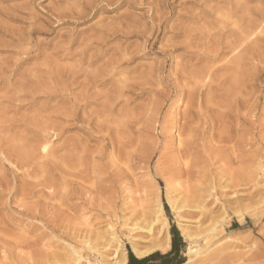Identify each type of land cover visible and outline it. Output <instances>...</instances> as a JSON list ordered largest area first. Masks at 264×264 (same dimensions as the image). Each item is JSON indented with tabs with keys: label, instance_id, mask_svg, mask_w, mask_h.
I'll return each instance as SVG.
<instances>
[{
	"label": "rangeland",
	"instance_id": "1",
	"mask_svg": "<svg viewBox=\"0 0 264 264\" xmlns=\"http://www.w3.org/2000/svg\"><path fill=\"white\" fill-rule=\"evenodd\" d=\"M263 1L0 0V264H62L71 245L95 261L82 239L91 247L92 235L112 229L127 252L128 239L158 244L159 227L129 230L157 203L167 206L169 234L174 225L184 242V262L214 227L204 261L191 264H264ZM249 21L262 33L255 43L245 37L248 48L239 33ZM189 110L191 135L180 130ZM231 177L243 180L235 192Z\"/></svg>",
	"mask_w": 264,
	"mask_h": 264
},
{
	"label": "bare ground",
	"instance_id": "2",
	"mask_svg": "<svg viewBox=\"0 0 264 264\" xmlns=\"http://www.w3.org/2000/svg\"><path fill=\"white\" fill-rule=\"evenodd\" d=\"M99 1V0H98ZM106 1V0H105ZM127 1V0H126ZM264 2V1H263ZM168 3V2H167ZM118 4V3H117ZM120 4H121V2H120ZM86 5V4H85ZM233 5V4H232ZM116 7H118V6H116ZM234 7V6H233ZM256 7V6H255ZM264 8V7H263ZM262 8V9H263ZM57 9V8H56ZM62 10H63V8H61ZM61 9H60V11H61ZM84 9V8H83ZM86 9V8H85ZM229 9V8H228ZM56 11V10H55ZM60 11H58L57 13L59 14V15H61V12ZM74 12V11H73ZM90 12V11H89ZM261 12V11H260ZM75 14V13H74ZM73 14V15H74ZM262 14V13H261ZM89 16V15H88ZM224 16V15H223ZM228 16V15H227ZM254 17V16H253ZM229 18V17H228ZM260 18V17H259ZM222 20H224V19H222ZM226 21V20H225ZM243 21V20H242ZM263 21V20H262ZM261 22V21H260ZM224 23V22H223ZM254 25L255 24H253V21L251 22V21H249V23L246 25V27L242 30L241 29V31H240V33H239V36H240V44H245L246 45V47H248V45H249V43H247L246 42V38L245 37H247V36H250V35H254V38L252 39V42H256L257 41V38H258V36L262 33V30H260L258 33H254L255 32V27H254ZM259 25H260V23H259ZM241 26V25H240ZM41 28V27H40ZM116 28V27H115ZM257 28H258V26H257ZM107 29V28H106ZM257 30V29H256ZM108 31V30H107ZM204 31V30H203ZM104 32V31H103ZM190 32H193V31H190ZM181 33V32H180ZM224 33V32H223ZM227 33V32H226ZM232 33V32H231ZM105 34V33H104ZM194 34V33H193ZM197 34V33H196ZM234 34V33H233ZM235 34H237L236 32H235ZM202 35V34H201ZM98 36V35H97ZM104 36V35H103ZM222 36H223V34H222ZM100 37V36H99ZM191 37V36H190ZM221 37V36H220ZM193 38H194V36H193ZM196 38H197V35H196ZM222 38V37H221ZM264 38V37H263ZM189 39V38H188ZM89 40H90V38H89ZM95 40V39H94ZM106 40V39H105ZM199 40V39H198ZM202 39H200V41H201ZM206 40V39H205ZM205 40H204V42H205ZM217 40H219V39H217ZM210 41V39L208 40V42ZM216 41V40H215ZM260 41V40H259ZM258 41V42H259ZM81 42V41H80ZM84 42V41H83ZM88 42V41H87ZM207 42V43H208ZM218 42V41H217ZM257 42V43H258ZM106 43V42H105ZM203 43V42H202ZM232 43V42H231ZM263 42H261V44H262ZM82 44V43H81ZM215 44V43H214ZM221 44H222V42H221ZM250 44H251V41H250ZM258 44H260V43H258ZM261 44L259 45L260 47H261ZM72 45H74V44H72ZM86 45H88V44H86ZM98 45V44H97ZM195 45V44H194ZM205 45H206V43H205ZM219 45V44H218ZM94 46V45H93ZM100 46V45H99ZM196 46V45H195ZM223 46V45H222ZM203 47H205V46H203ZM209 47V46H208ZM216 47H218V46H216ZM219 47H221L220 45H219ZM238 47V46H237ZM245 47V48H246ZM263 47V46H262ZM67 48V47H66ZM76 48V47H75ZM196 48V47H195ZM214 48V47H213ZM212 48V49H213ZM227 48V47H226ZM245 48H243V50L245 49ZM249 48V47H248ZM247 48V49H248ZM65 49V48H64ZM254 49V48H253ZM260 49V48H259ZM219 50H221V49H219ZM249 50V49H248ZM73 51V50H72ZM85 51V50H84ZM231 51V50H230ZM257 51H259V50H257ZM23 53V52H22ZM68 53V52H67ZM220 53V52H219ZM251 53V52H250ZM264 53V52H263ZM262 53V54H263ZM29 54V53H28ZM72 54V53H71ZM83 54H85V52L83 53ZM198 54V53H197ZM201 54V53H200ZM203 54H205V53H203ZM207 55V54H206ZM206 55H204V56H206ZM215 55V54H214ZM83 56V55H82ZM197 55H195V57H196ZM203 56V57H204ZM218 56V55H217ZM253 56H258V54L257 53H254L253 52ZM252 56V58H254ZM261 56V55H260ZM209 57V56H208ZM230 57V56H229ZM238 57V56H237ZM251 57V56H250ZM30 58V57H29ZM216 58V57H215ZM244 58V57H243ZM247 58V57H246ZM239 59V58H238ZM260 59V58H259ZM25 60V59H24ZM115 60V59H114ZM113 60V61H114ZM197 60H198V57H197ZM203 60V59H202ZM214 60V59H213ZM248 60H250V59H248ZM253 60V59H252ZM201 61V60H200ZM211 61V60H210ZM232 61V60H231ZM189 62V61H188ZM242 63V62H241ZM240 63V64H241ZM245 63V62H244ZM247 64H248V66H250L249 65V61L247 62ZM251 64V63H250ZM258 64V63H257ZM256 64V66H258ZM223 65V64H222ZM242 65V64H241ZM252 65V64H251ZM109 66V65H108ZM120 66V65H119ZM217 67V66H216ZM230 67V66H229ZM240 67V66H239ZM180 68V67H179ZM231 68V67H230ZM257 68H259V66L257 67ZM256 68V69H257ZM261 68V67H260ZM185 69V67L184 66H182V69H181V71L182 70H184ZM211 70H212V68H210ZM223 69H225V68H223ZM223 69H221V70H223ZM229 69V68H228ZM252 69H253V67H252ZM220 70V69H219ZM219 70H217L218 72H219ZM254 70V69H253ZM262 68L259 70V72H257V74L258 73H260V72H262ZM119 71V70H118ZM208 71V70H207ZM216 71V70H215ZM49 72V71H48ZM54 72V71H53ZM184 72V71H183ZM46 73V72H45ZM55 73V72H54ZM53 73V74H54ZM185 73V72H184ZM234 73V72H233ZM107 74V73H106ZM213 74V73H212ZM250 74V73H249ZM264 74V73H263ZM86 75H87V73H86ZM101 75V74H100ZM112 75V74H111ZM180 75V74H179ZM186 75V74H185ZM210 75H211V73L210 72H205L204 73V77H203V79L205 78V79H207V82H209V80H210ZM241 75V74H240ZM244 75V74H243ZM242 75V76H243ZM247 75V74H246ZM254 75V74H253ZM252 75V76H253ZM56 76V75H55ZM214 76H216V75H214ZM222 76H225V75H222ZM236 76V75H235ZM61 78H62V76H60ZM108 77V76H107ZM148 77V76H147ZM218 77V76H217ZM258 77V76H257ZM110 78V77H109ZM213 78V77H212ZM228 78V77H227ZM248 78V77H247ZM253 78V77H252ZM1 79V78H0ZM66 79V78H65ZM215 79V78H214ZM230 78H228V80H229ZM53 80V79H52ZM67 80V79H66ZM105 80V79H104ZM124 80V79H123ZM241 80V79H240ZM98 81H99V79H98ZM108 81H109V79H108ZM107 80H106V82H108ZM184 81V80H183ZM202 81V80H201ZM213 81V80H212ZM222 81H223V79H222ZM244 81H245V79H244ZM246 81H247V79H246ZM69 82V81H68ZM105 82V81H104ZM169 82V81H168ZM249 82V81H248ZM257 82V81H256ZM60 83V82H59ZM70 83V82H69ZM101 83V82H100ZM108 83H110V82H108ZM209 83H211V82H209ZM209 83H207V85L209 84ZM214 83H215V81H214ZM224 83H226V82H224ZM235 83V82H234ZM252 83H253V81H252ZM38 84V83H37ZM42 84H43V82H42ZM107 84V83H106ZM105 84V85H106ZM117 84V83H116ZM194 84V83H193ZM206 84V83H205ZM246 84V83H245ZM255 84V83H254ZM39 85V84H38ZM58 85V84H57ZM72 85V84H71ZM98 85H100V84H98ZM102 85H103V83H102ZM127 85V84H126ZM180 85H182V84H180ZM221 85V84H220ZM250 85V84H249ZM252 85V84H251ZM250 85V86H251ZM258 85V84H257ZM34 86V85H33ZM36 86V85H35ZM46 86V85H45ZM222 86V85H221ZM236 86H237V84H236ZM94 87V86H93ZM202 87V86H201ZM212 87V86H211ZM247 87V86H246ZM249 87V86H248ZM251 87H254V86H251ZM197 88V87H196ZM206 88H207V86H206ZM205 88V89H206ZM244 88H245V86H244ZM257 88V87H256ZM232 89V88H231ZM236 89H237V87H236ZM35 90V89H34ZM46 90V89H45ZM122 90V89H121ZM201 90V89H200ZM248 90H249V88H248ZM207 91V90H206ZM218 91V90H217ZM231 91V90H230ZM247 91V90H246ZM251 91H252V89H251ZM202 92H204V91H202ZM234 92V91H233ZM239 92V91H238ZM245 92V91H244ZM250 92V91H249ZM256 92H258V91H256ZM201 93V92H200ZM240 94H241V92H239ZM243 93V92H242ZM251 94H252V92H250ZM183 94H184V92H183ZM195 93L190 89L189 90V92H188V96H189V98H188V100H187V102L189 103H191V104H194L193 103V101H194V98H193V95H194ZM214 94V93H213ZM223 94V93H222ZM247 94H248V92H247ZM198 96H200V94H197ZM203 95H204V93H203ZM208 95V94H207ZM211 95V94H210ZM242 96V95H241ZM230 97V96H229ZM113 99H114V97H112ZM180 98V97H179ZM182 98V97H181ZM260 97H256V101L259 99ZM74 99V98H73ZM109 99V98H108ZM207 99V98H206ZM251 99V98H250ZM235 100V99H234ZM242 100V99H241ZM243 100H244V98H243ZM246 100V99H245ZM244 100V101H245ZM82 101V100H81ZM115 101V100H114ZM205 101V100H204ZM244 101H241V103L243 102V103H246V102H244ZM260 101V100H259ZM227 102V101H226ZM238 102H239V100H238ZM250 102V101H249ZM249 102H247V103H249ZM82 103V102H81ZM235 103V102H234ZM251 103V102H250ZM78 103H76V105H77ZM103 104V103H102ZM190 104V105H191ZM202 105V103H201V100L199 99V97H197V99H196V102H195V107L194 108H197V109H199V110H201V106ZM210 105V104H209ZM248 105L249 104H247L246 106L248 107ZM252 106H254L255 107V105L256 104H253V102H252V104H251ZM9 106V105H8ZM81 106V105H80ZM210 106H212V104L210 105ZM251 106V107H252ZM77 107V106H76ZM82 107V106H81ZM80 107V108H81ZM204 107V106H203ZM202 107V108H203ZM209 107V106H208ZM212 107H214V106H212ZM245 107V106H244ZM71 108H72V106H71ZM79 108V109H80ZM206 108V107H205ZM242 108V107H241ZM246 108V107H245ZM248 108H250V106L248 107ZM217 109V108H216ZM252 109H254V108H252ZM82 110V109H81ZM209 110V109H208ZM249 110V109H248ZM212 111H215L214 109L212 110ZM241 111H243V108L241 109ZM245 111V110H244ZM198 112V111H197ZM206 112V111H205ZM217 113H219L218 111H216ZM227 112V111H226ZM248 112H253V111H247V113ZM160 113V112H159ZM196 113V112H195ZM194 112H193V110L191 111V110H189L187 113H186V117H188V118H190V120H187L188 118H183V120H184V122L182 123V126H181V129L180 130H182L183 132H188V135H191V134H193V132H194V127H193V123H192V120H191V118L194 116V114H195ZM208 113V112H207ZM237 113V112H236ZM250 114V113H249ZM256 114V113H255ZM209 115H211V114H209ZM221 115H222V113H221ZM240 115H241V113H240ZM247 115V114H246ZM251 115H252V113H251ZM72 116V115H71ZM230 116V115H229ZM232 116V115H231ZM250 116V115H249ZM257 116V115H256ZM197 117V116H196ZM210 117V116H209ZM215 117V116H214ZM216 117H218V120L220 119V116L217 114L216 115ZM215 117V118H216ZM228 117V116H227ZM253 117V116H252ZM255 117V116H254ZM3 118V117H2ZM181 118V119H182ZM201 118V117H200ZM210 118H212V117H210ZM223 118V117H222ZM229 118V117H228ZM234 117H232V119H233ZM196 119V118H195ZM198 119V118H197ZM196 119V120H197ZM213 120H214V118H212ZM211 119V120H212ZM217 119V118H216ZM215 119V120H216ZM224 119V118H223ZM240 119H242L241 117H240ZM123 120V119H122ZM200 120V119H199ZM208 120V119H207ZM210 120V119H209ZM217 120V121H218ZM222 120V119H221ZM229 120H230V118H229ZM233 120H235V119H233ZM256 120H257V118H256ZM255 120V121H256ZM24 121V120H23ZM236 121V120H235ZM242 121V120H241ZM144 122V121H143ZM142 122V123H143ZM203 122V121H202ZM213 122V121H212ZM223 122V121H222ZM221 121H220V123H222ZM228 122V121H227ZM227 122H226V120H225V124H227ZM201 123V122H200ZM206 123V122H205ZM214 123V122H213ZM218 123H219V121H218ZM253 123H255V122H253ZM2 124V123H1ZM89 124V123H88ZM195 124V123H194ZM208 124V123H207ZM206 124V125H207ZM224 124V125H225ZM228 124H230V123H228ZM203 125V124H202ZM211 125V124H210ZM213 125V124H212ZM215 125V124H214ZM217 125V124H216ZM47 126V125H46ZM200 126H201V124H200ZM208 126H209V124H208ZM127 127V126H126ZM202 127H204V126H202ZM211 127H213V126H211ZM210 127V128H211ZM226 127H228V126H226ZM226 127H224V128H226ZM253 128V127H252ZM49 129V128H48ZM198 129V128H197ZM228 129V128H227ZM113 130H115V129H113ZM145 130V129H144ZM202 130H204V129H202ZM208 130V129H207ZM206 130V131H207ZM43 131V130H42ZM46 131V130H45ZM44 131V132H45ZM127 131V130H126ZM197 131V130H196ZM237 131H239L240 132V130L238 129ZM236 131V132H237ZM49 132V131H48ZM200 131H198V133H199ZM204 132V131H203ZM227 132V131H226ZM27 133V132H26ZM54 133V132H53ZM248 133V132H247ZM10 134V133H9ZM17 134V133H16ZM45 134V133H44ZM195 134V133H194ZM220 134V133H219ZM243 134H245V133H243ZM242 134V135H243ZM46 135V134H45ZM198 135V134H197ZM182 136V135H181ZM186 136V135H185ZM223 136H225V138H223L224 140H223V142H225V141H227L226 139V135H223ZM116 137V136H115ZM178 137V136H177ZM192 137H194V136H192ZM195 137H196V135H195ZM201 137V136H200ZM229 137V136H228ZM220 138H222V137H220ZM245 138V137H244ZM4 139V138H3ZM117 139V138H116ZM201 139V138H200ZM247 139V138H246ZM44 140H46V138L44 139ZM121 140V139H120ZM194 140H196V141H198L199 140V137H198V139L197 138H195ZM222 140V139H221ZM229 140H231V139H229ZM191 141H192V139H191ZM42 142V141H41ZM43 142H45V141H43ZM47 142V141H46ZM48 142H50V141H48ZM193 142H195V141H193ZM229 141H227V143H228ZM82 143V142H81ZM179 143L180 144H182L180 141H179ZM188 143H189V141L188 142H184V145L182 146V147H184L185 148V146H186V148H187V146H188ZM191 143V142H190ZM226 143V142H225ZM2 144V143H1ZM0 144V145H1ZM74 144V143H73ZM84 144V143H83ZM261 144V143H260ZM42 151L43 150H45L46 149V147H47V143H42ZM48 145H49V143H48ZM77 145H79V144H77ZM81 145V144H80ZM79 145V146H80ZM230 144H228V146H229ZM233 145V144H232ZM83 146H85V145H83ZM88 146V145H87ZM126 146V145H125ZM221 146H223V145H221ZM228 146H227V148H228ZM234 146V145H233ZM232 146V147H233ZM238 146V145H237ZM117 147V146H116ZM201 147V146H200ZM0 148H2V147H0ZM62 148V147H61ZM77 148V147H76ZM86 148V147H85ZM111 148V147H110ZM194 148H196V147H194ZM224 148H226V147H224ZM233 148H235V147H233ZM233 148H231L232 150H233ZM237 148V147H236ZM188 149V148H187ZM191 149V148H190ZM1 150V149H0ZM56 150V149H55ZM54 150V151H55ZM81 150H83L82 149V147H81ZM85 150V149H84ZM106 150V149H105ZM185 150V149H184ZM189 150V149H188ZM192 150H194V149H192ZM228 150V149H227ZM86 151V150H85ZM98 151V150H97ZM127 151H129V150H127ZM126 151V152H127ZM2 152V151H1ZM5 152V151H4ZM46 152V151H45ZM64 152V151H63ZM77 152V151H76ZM178 152V151H177ZM181 152V151H180ZM186 152V153H185ZM184 153H183V151L181 152V153H183V154H185L188 158L190 157V155H191V152L189 151L188 153H187V151H185ZM47 153V152H46ZM99 153V152H98ZM121 153V152H120ZM125 153V152H124ZM123 153V154H124ZM130 153V152H129ZM192 153H193V151H192ZM3 154V153H2ZM97 154V153H96ZM47 155V154H46ZM62 155V154H61ZM120 155V154H119ZM122 155V154H121ZM125 155H127V154H125ZM124 155V157H126ZM185 155H183V156H185ZM0 156H1V154H0ZM3 156V155H2ZM1 156V157H2ZM55 156V155H54ZM87 156V155H86ZM123 156V155H122ZM181 156V155H180ZM217 156V155H216ZM0 157V158H1ZM7 157V156H6ZM43 157V156H42ZM91 157V156H90ZM104 157V156H103ZM124 157H123V159H124ZM128 157V156H127ZM177 157V156H176ZM48 158V157H47ZM186 158V157H185ZM219 158V157H218ZM4 159H7V158H4ZM65 159H66V157H65ZM51 160V159H50ZM59 160V159H58ZM120 160V159H119ZM188 160V159H187ZM6 161V160H5ZM10 161V160H9ZM62 161V160H61ZM66 161V160H65ZM71 161V160H70ZM121 161H122V159H121ZM132 161H134V160H132ZM52 162V161H51ZM131 162V161H130ZM4 163V162H3ZM186 163H187V161H186ZM11 164V163H10ZM81 164V163H80ZM111 164V163H110ZM3 165V164H2ZM78 165V164H77ZM121 165V164H120ZM63 167H64V165H63ZM79 167H82V166H79ZM61 168V167H60ZM66 169V168H65ZM64 169V170H65ZM86 169V168H85ZM110 169V168H109ZM57 170V169H56ZM84 170V169H83ZM92 170V169H91ZM79 171V170H78ZM109 171V170H108ZM111 172V171H110ZM128 172H130V171H128ZM85 173H87V171L85 172ZM112 173V172H111ZM248 173V172H247ZM115 174H117V173H114V175ZM249 174V173H248ZM77 175V174H76ZM80 175V174H79ZM107 175V174H106ZM113 175V176H114ZM2 176H3V174H2ZM75 176V175H74ZM130 176V175H129ZM239 176H240V174H239ZM246 176H248L247 174H246ZM245 176V177H246ZM249 176H250V174H249ZM115 178H116V175L114 176ZM120 177V176H119ZM235 177H237V176H235ZM244 177V178H245ZM3 178V177H2ZM248 178V177H247ZM1 179V178H0ZM84 179V178H83ZM89 179V178H88ZM100 179V178H99ZM227 179H228V177H227ZM227 179H225V180H227ZM241 179V178H240ZM249 179V178H248ZM248 179H245V180H248ZM13 180V179H12ZM84 180H86V179H84ZM103 179H101V181H102ZM122 180V179H121ZM229 180V179H228ZM231 180H232V183H229V184H232V186H230L229 187V185L227 186L225 183L227 182H225L224 184H225V187H229L230 189H233V187H235L236 185H238V186H241L240 185V183L243 181H241V180H238V179H236L237 181H233V179H232V177H231ZM230 180V181H231ZM235 180V179H234ZM249 180H252V178L251 179H249ZM89 181V180H88ZM98 181V180H97ZM100 181V180H99ZM114 181V180H113ZM118 181V180H117ZM123 181V180H122ZM240 183H239V182ZM0 182H2L1 180H0ZM72 182H74V180L72 181ZM84 182V181H83ZM82 182V183H83ZM96 182V181H95ZM233 182L234 183H236V184H233ZM245 182V181H244ZM248 182V181H247ZM14 183V182H13ZM85 183V182H84ZM98 183V182H97ZM107 183V182H106ZM110 183V182H109ZM250 183V182H249ZM76 184V183H75ZM100 184V183H99ZM115 184V183H114ZM120 184V183H119ZM218 184V183H217ZM245 184V183H244ZM14 185V184H13ZM106 185V184H105ZM109 185V184H108ZM107 185V186H108ZM209 185V184H208ZM208 185H207V187H208ZM212 185H214V184H212ZM212 185H210V187H211V189H213V186ZM81 186V185H80ZM85 186V185H84ZM216 186V185H215ZM214 186V187H215ZM221 186V185H220ZM74 187V186H73ZM79 187V186H78ZM89 187H90V185H89ZM101 187V186H100ZM106 187V186H105ZM108 187H110V186H108ZM107 187V188H108ZM218 187V186H217ZM217 187H215L214 188V190L217 188ZM232 187V188H231ZM219 188V187H218ZM91 189H92V187H91ZM99 189V188H98ZM210 189V188H209ZM235 190H236V188H234ZM233 189V191L235 192V190ZM74 190V189H73ZM84 190H86V189H84ZM220 190V189H219ZM218 190V191H219ZM81 191H83V190H81ZM95 191V190H94ZM106 191V190H105ZM109 190H107V192H108ZM209 191V190H208ZM207 191V192H208ZM232 191V192H233ZM72 192V191H71ZM91 192V191H90ZM220 192V191H219ZM219 192H218V194H219ZM82 193V192H81ZM93 193V192H92ZM109 193V192H108ZM222 193V195H223V192H221ZM74 194V193H73ZM85 194V193H84ZM103 194V193H102ZM114 194V193H113ZM236 194V193H235ZM50 195V194H49ZM81 195V194H80ZM119 195V194H118ZM110 196V195H109ZM214 196V195H213ZM89 197V196H88ZM114 197V196H113ZM220 197H221V195H220ZM108 198V197H107ZM97 198H95V200H96ZM100 200V199H99ZM112 200H115V199H112ZM111 200V201H112ZM217 200V199H216ZM227 200V199H226ZM106 201V200H105ZM229 200H227V202H228ZM102 202H104V201H102ZM225 202V201H224ZM226 202V203H227ZM6 203V202H5ZM82 203V202H81ZM88 202H86V204H87ZM108 203V202H107ZM225 204V203H224ZM107 205V204H106ZM118 205V204H117ZM227 205V204H226ZM70 206V205H69ZM104 207V206H103ZM111 207V206H110ZM155 207V206H154ZM96 208H97V205H96ZM109 208V207H108ZM113 209H114V207H112ZM99 209V208H98ZM101 209H102V207H101ZM100 210V209H99ZM119 210V209H118ZM105 211V210H104ZM109 211H111V210H109ZM109 211H107L108 213H109ZM95 212V211H94ZM99 212V211H98ZM106 212V213H107ZM113 212V211H112ZM152 212V211H151ZM150 212V213H151ZM154 212H155V215L153 216V217H151V216H146V215H141V217L143 216V219H141L140 221V223H137V222H134V223H132L131 224V226H130V228H129V230L130 231H133V230H143V232L145 231V232H147V233H152V231L154 230V228H160L161 230H162V241L160 242V243H158V244H155V242H153L154 243V245H152V246H150L149 245V247H145V248H139L138 246H136V244L134 243V241L133 240H131V239H128V243H129V247H130V250H131V252L134 254V256L135 257H137V258H142V257H144V256H146V255H148V254H150V252L151 251H153L154 249H156V250H162V251H165V250H167V249H169L170 248V234H169V232H168V226H169V224H168V221H167V218H166V216L164 215V212H163V207H162V204L161 203H157V205H156V209L154 210ZM100 213V212H99ZM106 213H105V215H106ZM107 213V214H108ZM111 213V212H110ZM110 213H109V215H110ZM114 213H115V210H114ZM113 214V213H112ZM92 215V214H91ZM237 215L238 216H241V214H239V213H237ZM114 215H111V218L113 217ZM107 217V216H106ZM58 218V217H57ZM93 218H95V217H93ZM100 218V217H99ZM113 218H117L116 216L115 217H113ZM122 218V217H121ZM54 219V218H53ZM98 219V218H97ZM106 219V218H105ZM104 219V220H105ZM109 219V218H108ZM240 220H241V218H239ZM58 220V219H57ZM56 220V221H57ZM107 220V219H106ZM120 220V219H119ZM124 220V219H123ZM61 221V220H60ZM63 221V220H62ZM108 221V220H107ZM106 221V222H107ZM111 221V220H110ZM50 222V221H49ZM54 222H55V220H54ZM58 222V221H57ZM120 222V221H119ZM123 222H125V221H123ZM221 222H222V220H221ZM96 223V222H95ZM99 223V222H98ZM104 223H105V221H104ZM114 223V222H113ZM48 224V223H47ZM66 224V223H65ZM64 224V225H65ZM127 225H128V223H126ZM130 224V223H129ZM67 225V224H66ZM106 225V224H105ZM107 225H108V222H107ZM107 225H106V227H107ZM116 225V224H115ZM120 225H122L121 223H120ZM119 225V226H120ZM3 226V225H2ZM70 226H72V225H70ZM56 227V226H55ZM63 227V226H62ZM64 227H66V226H64ZM68 227V226H67ZM103 227V226H102ZM108 227L110 228V229H112V223L110 224V222H109V225H108ZM127 227V226H126ZM69 228V227H68ZM67 228V229H68ZM73 228V227H72ZM2 229V228H1ZM60 229V228H59ZM66 229V228H65ZM75 229V228H74ZM81 229V228H80ZM95 229V228H94ZM125 229H127V228H125ZM215 228L213 227V228H210L208 231H206L205 233H203V235L201 236V237H203V243L200 245L199 243L198 244H196L195 243V245H193V246H190V247H188L187 248V251H186V254H187V256H188V259L185 261V262H183L182 264H191V262H193V259H192V257H194V258H198L199 259V261L200 262H203L204 261V259H203V257L201 256L202 254H204L206 251H208L207 249L209 248V244H210V242H211V240L214 238V236L215 235H213V236H211V237H209L208 236V233H210V232H212L213 230H214ZM92 230V229H91ZM98 230V229H97ZM128 230V229H127ZM68 231V230H67ZM67 231L65 232V233H67ZM90 231V230H89ZM104 231H106V230H104ZM109 231V230H108ZM120 231V230H119ZM87 232H88V230L86 231V235H87ZM100 232V231H99ZM98 232V233H99ZM103 232V231H102ZM107 232V231H106ZM121 232V231H120ZM61 233V232H60ZM64 233V234H65ZM69 233V232H68ZM92 233V232H91ZM91 233H90V235H91ZM93 233H94V231H93ZM108 233V237L107 236H103V235H100V237H98V239H97V237L96 236H94V235H92L91 237L93 238V237H95L96 238V243H94L93 245H95V247L93 246V245H91V247H94V249H92L91 247H90V243H92V240L89 242V243H86L85 241L86 240H83L82 239V241L84 242V244H85V248L87 247L88 249H91L92 250V252H94V256L96 255L97 257H95V261H92V260H89V259H87V257L86 256H82V254H80L78 251H76L75 249H74V247L72 248V245L70 246V245H68V246H66V248L67 247H69L70 246V253H68V256H67V254L65 255V253H64V255L66 256H63V255H61L60 257H64V261L63 260H59V261H62V264H63V262H64V264H84L83 262H86L85 264H126L127 263V249H126V247L124 246V244L121 242V241H119L118 240V237H117V234H116V231H115V229L113 230H110L109 232H107ZM107 233H105V234H107ZM122 234H124L123 233V230H122V232H121ZM132 233V232H131ZM130 233V234H131ZM2 234V233H1ZM54 234V233H53ZM62 235V234H61ZM80 235V234H79ZM83 235V234H82ZM85 235V236H86ZM96 235V234H95ZM120 235V234H119ZM132 235V234H131ZM135 235V233L133 234V236ZM187 235V234H186ZM70 236V235H69ZM75 236H76V234H75ZM98 236V235H97ZM128 236V235H127ZM136 236V235H135ZM188 236V235H187ZM66 237H67V234H66ZM78 237H80V236H78ZM83 237H84V235H83ZM90 237V236H89ZM119 237H121V236H119ZM129 237V236H128ZM80 238H82V236L80 237ZM94 238V239H95ZM131 238V237H130ZM199 238V236H196V239H198ZM69 239V238H68ZM71 239H73V238H71ZM70 239V240H71ZM85 239V238H84ZM91 239V238H90ZM89 239V240H90ZM133 239V238H132ZM81 240V239H80ZM87 240H88V238H87ZM88 240V241H89ZM127 240V239H126ZM135 240V239H134ZM76 241H78V240H76ZM81 241V242H82ZM99 241V242H98ZM197 240H195V242H196ZM74 242H75V240H74ZM80 242V241H79ZM80 242V243H81ZM82 242V243H83ZM124 242V241H123ZM136 242V241H135ZM76 244H77V242H75ZM152 243V242H151ZM157 243V242H156ZM100 244V245H99ZM66 245V244H65ZM83 245V244H82ZM99 245V246H98ZM78 246V245H77ZM80 246V245H79ZM96 246H98L99 248L97 249V247ZM101 246V247H100ZM86 248V249H87ZM79 249V248H78ZM99 249H101V252H100V250ZM80 250V249H79ZM90 250V251H91ZM94 250V251H93ZM103 250V251H102ZM82 251V249L80 250V252ZM104 254L106 255V254H110L111 255V257H105V258H108L107 260L106 259H104ZM91 255V254H90ZM109 255V256H110ZM56 256V255H55ZM58 256V255H57ZM92 256V255H91ZM202 258H201V257ZM59 258V257H58ZM90 258V257H89ZM55 259V258H54ZM53 260V259H52ZM196 260V259H195ZM55 261V260H54ZM54 261H53V263H54ZM198 261V262H199ZM56 262V261H55ZM61 263V262H60Z\"/></svg>",
	"mask_w": 264,
	"mask_h": 264
},
{
	"label": "trees",
	"instance_id": "3",
	"mask_svg": "<svg viewBox=\"0 0 264 264\" xmlns=\"http://www.w3.org/2000/svg\"><path fill=\"white\" fill-rule=\"evenodd\" d=\"M163 208L168 214V209L165 203H163ZM183 248L184 242L178 230L174 225H171L170 248L168 251L162 253L159 250H156L142 258H137L130 250H128L126 264H182L184 262V257H182Z\"/></svg>",
	"mask_w": 264,
	"mask_h": 264
}]
</instances>
